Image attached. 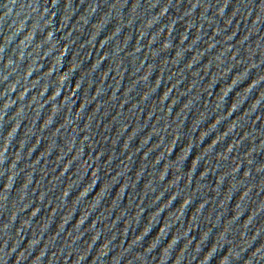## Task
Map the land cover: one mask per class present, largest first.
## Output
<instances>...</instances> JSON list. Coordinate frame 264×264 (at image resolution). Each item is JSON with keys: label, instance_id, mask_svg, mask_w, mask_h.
I'll list each match as a JSON object with an SVG mask.
<instances>
[{"label": "water", "instance_id": "water-1", "mask_svg": "<svg viewBox=\"0 0 264 264\" xmlns=\"http://www.w3.org/2000/svg\"><path fill=\"white\" fill-rule=\"evenodd\" d=\"M0 264H264V0H0Z\"/></svg>", "mask_w": 264, "mask_h": 264}]
</instances>
